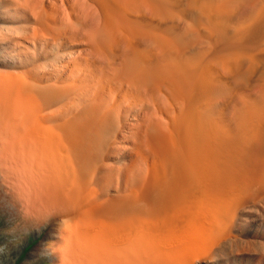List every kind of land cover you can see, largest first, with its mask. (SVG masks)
<instances>
[{
	"label": "bare ground",
	"instance_id": "6f19581e",
	"mask_svg": "<svg viewBox=\"0 0 264 264\" xmlns=\"http://www.w3.org/2000/svg\"><path fill=\"white\" fill-rule=\"evenodd\" d=\"M0 3L25 56L0 131L95 262L188 264L264 222V0Z\"/></svg>",
	"mask_w": 264,
	"mask_h": 264
},
{
	"label": "rangeland",
	"instance_id": "374dc122",
	"mask_svg": "<svg viewBox=\"0 0 264 264\" xmlns=\"http://www.w3.org/2000/svg\"><path fill=\"white\" fill-rule=\"evenodd\" d=\"M2 10L0 3V42L17 24ZM22 57L0 43V73L12 68V59L24 62ZM11 150L0 131V264H101L89 254V238L62 214V206H48L29 194ZM243 218L237 217L221 239L188 264H264V222ZM127 255L121 260L136 258ZM142 261L148 262L141 256Z\"/></svg>",
	"mask_w": 264,
	"mask_h": 264
}]
</instances>
